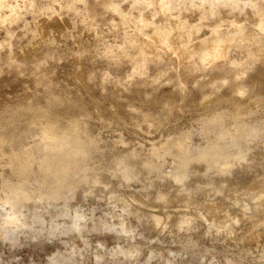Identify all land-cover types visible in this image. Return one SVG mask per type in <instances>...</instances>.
<instances>
[{
  "label": "clouds",
  "instance_id": "clouds-1",
  "mask_svg": "<svg viewBox=\"0 0 264 264\" xmlns=\"http://www.w3.org/2000/svg\"><path fill=\"white\" fill-rule=\"evenodd\" d=\"M0 264H264V0H0Z\"/></svg>",
  "mask_w": 264,
  "mask_h": 264
}]
</instances>
